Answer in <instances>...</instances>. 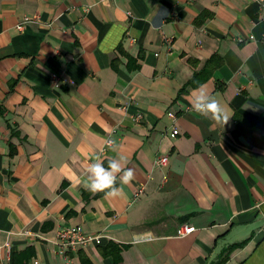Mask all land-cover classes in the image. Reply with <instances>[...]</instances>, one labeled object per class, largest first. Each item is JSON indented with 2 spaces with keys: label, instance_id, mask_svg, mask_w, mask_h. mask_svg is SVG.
<instances>
[{
  "label": "crops",
  "instance_id": "crops-1",
  "mask_svg": "<svg viewBox=\"0 0 264 264\" xmlns=\"http://www.w3.org/2000/svg\"><path fill=\"white\" fill-rule=\"evenodd\" d=\"M201 86L227 124L193 109ZM0 112V264H215L232 247L225 264H264V0H0ZM96 157L134 170L121 197L78 182ZM69 226L98 238L62 257Z\"/></svg>",
  "mask_w": 264,
  "mask_h": 264
},
{
  "label": "clouds",
  "instance_id": "clouds-1",
  "mask_svg": "<svg viewBox=\"0 0 264 264\" xmlns=\"http://www.w3.org/2000/svg\"><path fill=\"white\" fill-rule=\"evenodd\" d=\"M192 102L193 109L213 121L228 123L229 118L224 114L220 103L207 91L204 86L196 89ZM134 178V170L125 168L124 158H110L105 167L104 161L96 157L87 166L86 175L78 182L85 190L95 194L103 193L105 199L118 198L123 195V187L117 186L129 184Z\"/></svg>",
  "mask_w": 264,
  "mask_h": 264
},
{
  "label": "built area",
  "instance_id": "built-area-1",
  "mask_svg": "<svg viewBox=\"0 0 264 264\" xmlns=\"http://www.w3.org/2000/svg\"><path fill=\"white\" fill-rule=\"evenodd\" d=\"M32 19L25 18L24 21L17 26L18 30H23L27 23L31 22ZM52 79L54 80V86L57 88L60 81L58 78L53 75ZM169 117L174 119V116L170 113ZM142 116L137 115L133 117V121L139 122L141 121ZM172 138H175V136L179 135V131L177 127H175L172 132L170 133ZM113 141L111 138H108L106 140V146L112 145ZM166 157H161L157 159L155 162L157 166H162L166 164ZM195 231V228L190 225H181L177 229V237H186L188 235H191ZM56 238H57V253L62 257H67L69 254H78L79 250H86L92 242L97 239L98 237L96 235H89L86 234L81 227L79 226H69V227H63L56 232ZM26 264H39V261L35 259L32 262L26 263Z\"/></svg>",
  "mask_w": 264,
  "mask_h": 264
},
{
  "label": "trees",
  "instance_id": "trees-1",
  "mask_svg": "<svg viewBox=\"0 0 264 264\" xmlns=\"http://www.w3.org/2000/svg\"><path fill=\"white\" fill-rule=\"evenodd\" d=\"M119 49V51H120V53H122V54H124V52H123V50L121 49V48H118ZM130 60H131V58H130ZM191 63L192 64H195V62H193V61H191ZM221 63H217V64H215L214 65V61H212L211 59L204 65V67H203V69H202V71H209L210 73L213 71V70H215L216 69V67L218 66V65H220ZM201 71V72H202ZM223 88V86H219V89H221V90H223L222 89ZM0 115H1V112H0ZM10 153H11V155L13 156L15 153H14V149H11L10 150ZM235 249V247H232V248H230V250L224 255V256H222V257H220V259H219V261H217V263H215V264H225L227 261V258H228V256H229V254L231 253V251H233Z\"/></svg>",
  "mask_w": 264,
  "mask_h": 264
}]
</instances>
